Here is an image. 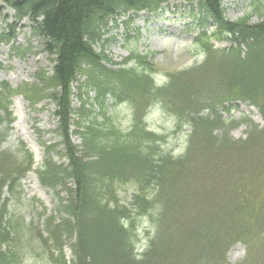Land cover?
Wrapping results in <instances>:
<instances>
[{
    "label": "trees",
    "instance_id": "trees-1",
    "mask_svg": "<svg viewBox=\"0 0 264 264\" xmlns=\"http://www.w3.org/2000/svg\"><path fill=\"white\" fill-rule=\"evenodd\" d=\"M0 1L14 13L13 23L0 31V42L13 44L15 24L27 18L51 57L50 73L37 70L33 83L16 88L30 105L51 102L59 142L44 145L48 157L35 170L57 199L55 213L43 216L40 230L39 223L5 218L10 194L21 196L16 188L31 169V154L23 151L19 160L0 151V264L28 259H41V264H222L236 242L245 245L237 264H264V124L245 121L247 137L233 140L228 131L236 123L217 112L224 102L247 101L264 122V0H251L234 20L225 18L220 0H177L197 6L198 24L210 20L214 26L211 36L230 37L236 44L215 50L202 33L189 46L192 54H201L200 63L163 73L151 63L153 52L135 50L118 68H108L104 64L113 62L103 51L101 35L120 15L153 13L175 0ZM12 50L22 55L26 48L12 45ZM156 74L162 75L161 85L153 79ZM78 75L85 77L81 85L93 89L99 112L92 103L91 109L85 107L87 100L80 96V107L73 108L71 85ZM0 87V112L8 113L13 91L5 82ZM107 94L128 107L126 131L106 114ZM153 106L179 122L178 131L188 125L180 154L167 151L148 129L145 118ZM2 113L0 122H8ZM54 149L64 164L52 161L48 153ZM117 183L134 187L126 204L115 194ZM143 218L150 229L140 245L136 231ZM64 246L72 253L69 261Z\"/></svg>",
    "mask_w": 264,
    "mask_h": 264
},
{
    "label": "rangeland",
    "instance_id": "rangeland-1",
    "mask_svg": "<svg viewBox=\"0 0 264 264\" xmlns=\"http://www.w3.org/2000/svg\"><path fill=\"white\" fill-rule=\"evenodd\" d=\"M224 8L225 17L228 20H234L249 9L248 5L251 0H221ZM195 12V9L193 10ZM13 11L3 6L0 1V31L5 28V23H13ZM189 11L188 7L180 4H172V2L165 4L157 13L149 14L144 11L138 14H128L127 16H120L111 21L102 32L101 39L106 40L103 51L109 60L113 63H105L109 68H118L116 65L121 64L122 59L127 57L130 52L135 50L139 53L153 52L154 57L151 63L155 69L161 73L168 70H178L179 68H188L193 64H198L202 60L201 54H192L189 46L194 40V35L201 32L199 25L196 24L197 16ZM131 19L130 23H128ZM256 21L253 16L251 22ZM15 45L26 48V51L20 55L16 51L12 52L11 44L0 42V83L6 82L12 89V97L7 99L9 105L8 112L2 113L3 118L0 122V151L7 150L14 154L19 160L24 158L23 151L31 152L32 155V169L25 173L20 179V185H23V193L20 197L10 194L9 203L6 206V220L11 222L24 221L25 223H43V216H50L51 212L56 208V198L53 190L41 185L39 176L36 174V169L41 166V163L48 156L45 154L44 145H55L58 142L53 130L57 127V120L52 115L53 106L48 99L41 101L38 104L30 105L29 101L18 94L17 86L23 83H33L35 81L34 73L37 70H43L47 73L51 72L52 62L51 57L43 51L42 41L34 32L33 23L27 18L20 20V23L15 24ZM210 28L212 26H209ZM233 41V40H232ZM103 43V42H102ZM234 43V41H233ZM220 48L224 46H232V42L222 39L217 44ZM96 51L99 50V44L95 43ZM243 48V46H242ZM156 84H162V75L156 74L153 76ZM85 83V77L78 75L77 82L72 86V106L79 108L80 97L87 100L90 104L93 97V89L88 88ZM87 91V97L83 92ZM80 96V97H79ZM116 104L114 105V103ZM106 113H110L116 118V125L122 131H126L129 121V109L115 101L114 98L108 97L105 102ZM107 103L109 105H107ZM112 104V106H111ZM93 107V106H92ZM225 109L219 113L222 118L227 119V122L236 123L228 131L229 137L233 140L245 139L249 124L247 121L262 125V118L257 109L246 104H233L228 107L224 105ZM54 110V109H53ZM171 115H167L162 108L153 106L146 114L145 122L148 129H150L156 137L160 139L167 151L174 155L181 153L184 149L186 140V131L189 129L188 125L182 124V129H176L177 121L172 119ZM80 122L79 117L75 118ZM100 119V118H98ZM246 121V122H245ZM83 124L87 122L82 120ZM102 123V120H100ZM73 130V127H70ZM23 132V135L22 133ZM72 141L76 145H82V141L77 135L72 134ZM82 147V146H81ZM80 147V148H81ZM59 149H54L48 154L52 157V161L56 164L65 160L57 153ZM32 184V185H27ZM24 185H27L26 187ZM58 190H61L58 188ZM16 192V191H15ZM134 192V187L129 184H116V192L120 202L126 204L131 194ZM5 196L9 195L5 191ZM65 196V191H60V197ZM5 221V220H4ZM26 227L27 224H25ZM39 227V226H38ZM139 228L137 239L140 245L145 244L148 240L145 237L146 230H149L146 221L140 222L137 225ZM145 230V231H144ZM12 247V246H11ZM6 248V246H4ZM17 247H15L16 249ZM64 253L70 259L72 253L70 249L63 248ZM245 247L241 243L231 245L225 254L226 260L222 264H237L244 257ZM41 260V259H39ZM39 260L22 261V264H41Z\"/></svg>",
    "mask_w": 264,
    "mask_h": 264
}]
</instances>
